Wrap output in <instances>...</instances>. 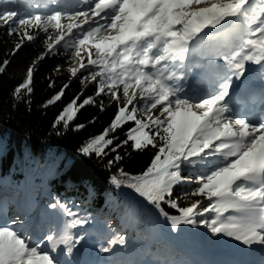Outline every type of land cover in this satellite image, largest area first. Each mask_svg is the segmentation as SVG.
I'll return each mask as SVG.
<instances>
[{
  "label": "snow or ice",
  "instance_id": "6c2138e0",
  "mask_svg": "<svg viewBox=\"0 0 264 264\" xmlns=\"http://www.w3.org/2000/svg\"><path fill=\"white\" fill-rule=\"evenodd\" d=\"M0 27L18 36L12 57L26 42L44 43L13 89L18 101L31 97L35 73L50 57L67 58L70 81L44 107L63 103L72 80L84 85L55 117L56 134L86 106L105 111L107 100L114 118L79 151L99 157L110 150L111 166L129 144L155 149L140 173L119 168L110 178L130 190L122 229L105 220L106 233L93 230V214L59 197L38 216L30 203L14 215L0 205V264H85L78 246L90 235L107 255L88 264H264V0H4ZM10 64L0 63V75ZM55 83L50 78L49 87ZM128 125L120 141L117 132ZM178 186L191 189L187 204ZM142 225L161 244L156 252L130 244L127 229ZM225 237L243 247L221 259L195 258Z\"/></svg>",
  "mask_w": 264,
  "mask_h": 264
},
{
  "label": "trees",
  "instance_id": "16d2710c",
  "mask_svg": "<svg viewBox=\"0 0 264 264\" xmlns=\"http://www.w3.org/2000/svg\"><path fill=\"white\" fill-rule=\"evenodd\" d=\"M2 2L0 0V3ZM17 40L18 36L8 35L7 30L0 27V63L6 58L11 60L6 74L0 75V142L6 148L5 151L3 150L4 158L0 161V175L2 176L0 190L2 194L9 188V177L13 173L14 176L19 174L21 170V165H15L16 163L31 165L35 162L41 164L47 157L51 158V162L60 159L59 165H64L60 178L75 182L78 184L77 186H84V188H74L82 192L86 191L88 194L91 192L93 201H101L103 195L112 190L109 181H111L112 175L118 173L119 168H124L133 174L143 171L150 163L155 149L136 151L129 144L119 149L123 160L111 166L108 165V161L114 159L116 153L110 150H106V156L99 157L96 155L88 157L79 151L85 141L103 132L114 118L117 108L107 100L103 102L105 111H101L97 105L86 106L77 115L69 129H61L59 135L52 130L53 121L60 113L64 103L84 89L80 80H72L63 103L58 102L55 105L44 107L47 100L70 81L67 58L56 56L46 59L35 73L34 92L31 97L18 101L13 96V89L24 80L29 65L44 51L42 40L26 42L18 55L12 57L10 53ZM60 65H63V70L57 72L56 69ZM50 78L56 81L55 87H49ZM94 92L95 89H92L86 94L94 95ZM27 100H30L31 103L29 104ZM78 124H84L85 127L77 131L76 125ZM130 126H125L124 129L117 132L120 141L126 138ZM15 140L21 142V145L17 144ZM24 152L30 156L28 159L24 157ZM10 157L11 161H9ZM41 172L35 170L33 173L40 175ZM27 176L31 175L27 174ZM53 186L55 189L60 188L63 192L65 190V186L61 182L54 181ZM190 190L186 187L177 189L184 204L188 203L187 200H184V193ZM165 207L167 210L168 206ZM172 214H176L175 209L172 210Z\"/></svg>",
  "mask_w": 264,
  "mask_h": 264
},
{
  "label": "bare ground",
  "instance_id": "6f19581e",
  "mask_svg": "<svg viewBox=\"0 0 264 264\" xmlns=\"http://www.w3.org/2000/svg\"><path fill=\"white\" fill-rule=\"evenodd\" d=\"M16 141V140H15ZM16 143L17 144H19V145H21L20 143L21 142H18V141H16ZM6 150V148L4 149V151ZM25 151H29V150H25ZM10 154H13V153H11L10 152ZM24 157H26L27 159L30 157V156H28L27 154H26V152H24ZM12 159H11V157L9 158V161H11ZM8 161V162H9ZM15 165H24V163H16ZM45 168H47V166H44ZM46 174H48V173H46ZM49 175V174H48ZM57 179H60L59 180V182H61V183H63V184H69V183H71L72 184V186H74V187H83L84 188V186H77L78 184H76L75 182H72V181H69V180H65V179H63V178H54V179H52L51 181H53V180H57ZM2 181V176L0 175V182ZM28 181H26V182H22V183H19V184H21L22 186H25L24 184H26ZM27 184H29V183H27ZM16 186V188H17V185H15ZM67 187H65V189H66ZM49 189H51V190H53L54 188H52V186H51V184L49 183ZM50 196H42V198H46V199H48ZM42 198H40V199H42ZM39 200V199H38ZM39 202V201H38Z\"/></svg>",
  "mask_w": 264,
  "mask_h": 264
},
{
  "label": "rangeland",
  "instance_id": "374dc122",
  "mask_svg": "<svg viewBox=\"0 0 264 264\" xmlns=\"http://www.w3.org/2000/svg\"><path fill=\"white\" fill-rule=\"evenodd\" d=\"M53 163H55V162H53ZM226 240H228V242H227L228 244H233L235 242V241L230 240V238H228V237Z\"/></svg>",
  "mask_w": 264,
  "mask_h": 264
}]
</instances>
